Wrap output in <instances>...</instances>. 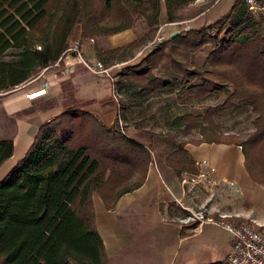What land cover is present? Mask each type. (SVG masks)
<instances>
[{"label":"trees","instance_id":"trees-1","mask_svg":"<svg viewBox=\"0 0 264 264\" xmlns=\"http://www.w3.org/2000/svg\"><path fill=\"white\" fill-rule=\"evenodd\" d=\"M196 1L0 0V93L9 94L48 70L68 48L77 25L83 39H93L142 20L149 29L142 38L103 54L122 62L153 40L162 9L168 23L177 22ZM218 14L214 23L171 36L120 72L116 88L130 83L136 96L125 105L116 90L119 119L112 126L83 110L88 103L66 106L38 125L24 156L0 180V264H108L92 197L97 194L110 208L143 184L152 154L146 144L147 114L139 107L164 92H182L188 96L183 103L192 104L193 97L209 96L215 85L231 87L225 101L204 115L183 114L159 125L176 130L169 137L175 150L166 164L178 174H197L186 143L232 141H178V132L207 136L216 128L213 116L244 107L255 116L253 131L239 142L244 165L251 180L264 184V20L254 23L242 0ZM201 52L206 55L199 66L194 60ZM133 107L142 118L134 123L143 131L137 137L126 134L123 125ZM13 136L0 138V166L13 155Z\"/></svg>","mask_w":264,"mask_h":264},{"label":"crops","instance_id":"crops-1","mask_svg":"<svg viewBox=\"0 0 264 264\" xmlns=\"http://www.w3.org/2000/svg\"><path fill=\"white\" fill-rule=\"evenodd\" d=\"M207 13L203 14V17L206 16L203 22L207 21V24L212 17L215 19L219 15L217 13L211 16ZM165 17L162 9L159 18L165 21ZM148 31L146 26L141 33L128 29L105 37H95L90 42V39H82L81 30L78 31L75 27L69 43L80 39L86 59L103 60L107 66H112L113 63L121 61L117 58L111 61L110 57H103V54L126 47L142 38ZM134 56L121 63L138 62V58L135 59ZM53 71L61 73L60 69H44L34 79L17 87L13 92L0 93V107L9 116L32 108L38 101L36 98H45L54 90V86L57 88L51 83L49 76ZM68 78L72 98L83 104L88 103L84 107L86 111L95 115L105 126H112L119 118V104L111 95L108 80L97 82L80 67H76ZM46 82H50L46 91L43 94L38 93ZM35 93L37 95L33 97ZM60 93L63 95L62 91ZM60 93L51 97L55 98ZM59 101H56L55 106L43 109L42 115L45 118L41 116L42 120L37 122L33 130L28 127L34 125V122H25L23 131L27 137L14 138L13 155L0 169L15 156L18 143L29 140V144L12 164L0 173V180L24 156L38 125L55 116L54 112L61 107L59 105L62 102L59 104ZM186 106L178 101L175 90L151 97L139 108L145 110L146 121L153 126L164 124L183 114L204 115L202 112L189 113L185 109ZM134 108L132 110L135 113L124 125L128 122L134 124L142 119L136 115L137 109ZM35 116L39 115L33 117ZM158 137L161 140L158 143L160 149L167 144L169 147L162 151L156 148L154 153L150 150L152 161L141 186L122 194L110 208L97 194H93L95 226L102 239L108 264H216L230 252L232 245L230 234L219 228L216 221L223 219L264 228V184L256 183L249 177L239 144L186 143L184 149L193 162V168L198 172L194 174L188 170L178 174L166 164L167 157L175 150L173 141L164 136ZM204 161L206 164H203ZM183 173L186 177H182ZM197 185L200 189H196ZM207 238L211 241H207Z\"/></svg>","mask_w":264,"mask_h":264},{"label":"rangeland","instance_id":"rangeland-1","mask_svg":"<svg viewBox=\"0 0 264 264\" xmlns=\"http://www.w3.org/2000/svg\"><path fill=\"white\" fill-rule=\"evenodd\" d=\"M234 1L235 0H197L196 3H194L191 6L186 7L184 10H182V14H183L184 18L180 21H177V22H181L180 24H178L179 26L168 25V22L166 20L164 21L163 19L159 18V25L156 27L155 33L158 31L159 27L163 28L164 40L162 42H165V41H168L170 39V37L172 36V33L176 29L184 28V27H186V25H189V27H191V29H193V28L203 27V26H206L208 24H212V23H214V22H212V21H214V18L212 17L211 18L212 20L209 21V23L207 24L206 23L207 21L203 22L204 17L206 18V16L203 17V14L205 15L208 11L211 10L209 13H207V15L213 16L217 13L222 12L225 8H227L229 6L230 3H233ZM258 21H260L259 18L253 19L254 23L258 22ZM145 26H146L145 23L141 20V21H138L134 25V28H131V29H133L135 31H139L141 33V32H143V28H145ZM215 26L216 25L213 24V27H212L213 29L210 31V33L215 32V29H214ZM76 30H78V31L81 30L80 25L76 26ZM103 37H105V36H103ZM93 38H95V37H93ZM85 40H88V39L86 38ZM149 43H150V41L146 42L141 47L133 50V55H135L134 56L135 59L137 57L138 58L137 60L139 61L141 58L144 57L145 54L148 53L147 45ZM205 55H206V52L198 53L195 60H194L195 63L199 66L202 65L204 62ZM115 58H117V57H115ZM101 61L103 62V60H101ZM136 62L137 61H135V62L134 61H132V62L127 61L125 63L118 62L117 64H120V68H113L112 69V76L116 77V79H115L116 81H119L121 79L120 72L126 67L125 65H127L128 63L134 64ZM103 64L106 65L104 62H103ZM113 64L115 65V63H113ZM76 67H80L85 71V69L81 65L75 66L74 70L76 69ZM71 73L69 74V76L71 75ZM153 73L155 75L158 74L156 71H154ZM67 76L68 75H63L62 76L63 79L60 80L59 82H56L58 80H56V81L52 80L53 82H51V83L53 85H56L57 88H55V86H54V90L49 92V94L47 95L48 97L45 96V98H43L44 97L43 96L42 98H36V100H38V101H36V103L34 104V106L32 108L25 109V110L18 112L12 116H9L0 107V138L1 137H12L13 135H14L13 140L16 136L19 139H20V136H23V138H24V136L26 135V133L23 131V127H24L25 122H27V123L28 122L31 123V121L34 122V123H32V124H34V125H32L33 128H31L32 126L28 125L29 126L28 129L33 130L36 127L37 122L41 121L42 118H45V116L42 115V113H44L43 109H45L48 106H52V107L55 106L57 104V102H56L57 100H60L59 104H60V102H62V103H61V105H59L61 107L54 112L55 116L58 115V113H60V111L66 106H68V107L69 106L79 107L80 105H82L83 103L78 102L76 99L72 98V96H71L72 92L71 91L69 92V90L71 89L70 79L68 78L69 76L68 77ZM93 78L97 82H99V81L104 82V79L106 81L108 80V82L110 81L109 78H102L100 80L95 78V77H93ZM122 83H123V86H122L121 91H119L118 90L119 88L117 89L116 86L114 85L115 94L119 93V95H120L119 100L123 99L124 103L126 105V104L131 103L132 98H134L136 96L135 95L136 93L134 90H132L130 88V85H129L130 83H126V82H122ZM218 85H215V88L211 89L209 96L202 97V98L193 97L192 104L185 103L187 105L185 109L187 111H189V113L202 112L204 114L206 112L207 108L216 107V106L221 105L225 101V99L227 97V93L229 91H231V87L229 85H224V84H218ZM116 90L118 91L117 93H116ZM61 91H62L63 95H61V93H60ZM110 91H111V95H113L111 84H110ZM56 93H60V94L55 98L51 97V95H56ZM35 95H37V94H35ZM177 95H178V97L180 95L181 96L180 98H182L181 101L178 100L179 102L183 103L188 99V96L184 95L182 92H177ZM33 97H35V96H33ZM117 100H118V98H117ZM118 101H117V103H118ZM84 109L85 108H83V110ZM36 111L38 113H35ZM85 111H86V109H85ZM34 115H39V116H35L36 117L35 118V117H33ZM41 116H42V118H41ZM54 117H52V118H54ZM254 117L255 116L251 113L250 109L244 108V107H240V109H236V110H225L222 113L213 116V122L215 123L216 128H214L213 130H211L209 128L210 130H208V132L206 134L207 136L202 137L196 131H193V130L191 132L181 131V132H178L177 140L178 141L197 140V139L205 140L206 138L210 137V138L223 139L224 141H232L233 143L239 144L240 141H244L247 138V136L253 131ZM11 118H14L15 121L12 122ZM161 125H163V124H161ZM160 126L159 125L153 126L152 124H149V128L145 132L148 134V137L150 138L146 144L150 147V150L153 151V153L157 149L159 151H162V150H167L169 147V144H167L166 147H162V149H160L159 148L160 145L158 143H160L161 140L159 139L158 136H164V138H169L171 135H175V133H176V130L174 128H171V127L158 128ZM124 132L126 134H128L130 136H134V137H137L138 134H140L139 132L143 133V131H140V130L138 132V130H136V128H135V125L131 122H128L127 124L124 125ZM35 133H36V131H35ZM26 137L27 136H25V138ZM142 140L144 141V140H148V139H142ZM28 144H29V140L24 141V143H20V144L18 143V147H17V151L15 153V156L10 161L6 162V164H4V166L0 169V173H2L7 167H9L12 164L14 159L17 158L27 148ZM198 185H197L196 189L199 188ZM192 216H194L193 213H192ZM197 217L200 219V216L197 215ZM191 220L194 221L196 219L191 218ZM221 234H223V233H221ZM202 240H204V239L202 238ZM206 240L211 241V239H208V238Z\"/></svg>","mask_w":264,"mask_h":264},{"label":"built area","instance_id":"built-area-1","mask_svg":"<svg viewBox=\"0 0 264 264\" xmlns=\"http://www.w3.org/2000/svg\"><path fill=\"white\" fill-rule=\"evenodd\" d=\"M248 14L254 18H261L264 20V0H242ZM217 3V2H216ZM181 22H171L168 25L179 26ZM167 25V24H166ZM165 25V26H166ZM191 27L186 25L184 28L176 29L174 33H180L190 30ZM164 40L163 28L158 29L152 41L147 45L148 52L162 43ZM93 40L90 39V42ZM146 49V48H145ZM81 65L87 74L97 79L109 78L112 88V96L117 100L118 95L115 94V78L112 76L113 68H120V64L106 66L101 60H88L84 57L82 41L74 39L68 44V48L62 53L59 59L51 65L50 69H60L61 73L55 71L49 73L51 81L62 80L63 75H68L74 71V67ZM44 70V69H43ZM52 81V82H53ZM50 82L44 84V88L38 93H44ZM119 119V118H118ZM119 124L121 122L119 120ZM239 149L242 147L239 145ZM203 164H206L204 161ZM182 177H186L183 173ZM216 225L228 232L231 236V250L230 252L216 264H264V228L257 227L249 223H236L227 220H219L215 222Z\"/></svg>","mask_w":264,"mask_h":264},{"label":"water","instance_id":"water-1","mask_svg":"<svg viewBox=\"0 0 264 264\" xmlns=\"http://www.w3.org/2000/svg\"><path fill=\"white\" fill-rule=\"evenodd\" d=\"M176 34H178V33H174L172 36H174V35H176Z\"/></svg>","mask_w":264,"mask_h":264},{"label":"bare ground","instance_id":"bare-ground-1","mask_svg":"<svg viewBox=\"0 0 264 264\" xmlns=\"http://www.w3.org/2000/svg\"><path fill=\"white\" fill-rule=\"evenodd\" d=\"M36 94V93H35ZM34 96H36V95H34Z\"/></svg>","mask_w":264,"mask_h":264}]
</instances>
